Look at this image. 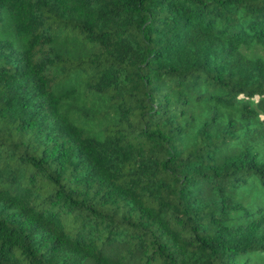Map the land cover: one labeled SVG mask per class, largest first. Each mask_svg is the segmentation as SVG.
I'll use <instances>...</instances> for the list:
<instances>
[{"label":"trees","instance_id":"16d2710c","mask_svg":"<svg viewBox=\"0 0 264 264\" xmlns=\"http://www.w3.org/2000/svg\"><path fill=\"white\" fill-rule=\"evenodd\" d=\"M0 264H264V0H0Z\"/></svg>","mask_w":264,"mask_h":264}]
</instances>
